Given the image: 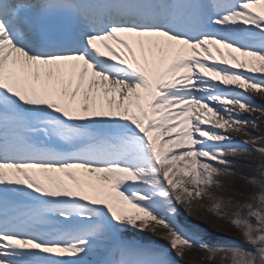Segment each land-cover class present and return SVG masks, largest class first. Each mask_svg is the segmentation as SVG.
I'll list each match as a JSON object with an SVG mask.
<instances>
[{"label":"snow or ice","instance_id":"6c2138e0","mask_svg":"<svg viewBox=\"0 0 264 264\" xmlns=\"http://www.w3.org/2000/svg\"><path fill=\"white\" fill-rule=\"evenodd\" d=\"M253 95L264 0H0V264H264ZM205 199L250 247L184 222Z\"/></svg>","mask_w":264,"mask_h":264},{"label":"rangeland","instance_id":"374dc122","mask_svg":"<svg viewBox=\"0 0 264 264\" xmlns=\"http://www.w3.org/2000/svg\"><path fill=\"white\" fill-rule=\"evenodd\" d=\"M243 119L247 120H255L258 127L257 129L253 130L251 126H248L246 130H248L252 136L261 137L264 136V116H260L259 113L254 114L253 116L243 117ZM257 118H259L257 120ZM240 136V137H239ZM243 135H238L239 139L237 142L244 141L248 139ZM264 142V141H262ZM250 147V146H249ZM247 155V154H245ZM257 161H259V157H255ZM248 161L238 160V163L245 164ZM236 169H233L235 171ZM223 188L221 189H212V192L224 199H233L236 200L238 203L244 202V195H237L232 196L227 189L233 188L234 190H238L244 194H251L250 187H247L243 184L242 181H231L228 179L222 180ZM257 197L259 193L257 192ZM212 206V202L210 200H202L199 202V210L196 214L193 213L189 214L181 209L184 222L188 226L195 225L197 229L200 231L201 235L206 238V241L209 243L210 246H240L243 248L250 247L249 245L245 244L242 238L241 233L236 229L230 222L228 218H220L216 215L210 213L208 208ZM195 219V220H193ZM208 224L210 227L209 230L201 231L199 226L201 224ZM129 237L139 238L144 241H152L162 245L165 248H169L168 241L161 238V236L157 233H152L149 231H144L142 233L131 232L128 234ZM171 251V249L169 248ZM173 257H175V253L172 252ZM177 264H221L222 261V254L216 257H213L211 260L208 259V253L199 249H192L186 252L183 258H176ZM227 264V262H224Z\"/></svg>","mask_w":264,"mask_h":264},{"label":"bare ground","instance_id":"6f19581e","mask_svg":"<svg viewBox=\"0 0 264 264\" xmlns=\"http://www.w3.org/2000/svg\"><path fill=\"white\" fill-rule=\"evenodd\" d=\"M252 99H253V101L255 102V103H257V104H264V98H261V97H259V96H255V95H253L252 97H251ZM254 114H252V116H253ZM248 116H251L250 114H243V117H248ZM259 118H257V120H258ZM248 131V130H247ZM238 135L239 134H236V133H232V137H233V141L234 142H236V143H240V142H242V141H239V142H237V139H239V137H238ZM243 137V136H242ZM195 207V206H194ZM198 210H199V207L198 208H196V210L193 212V215L194 214H196L197 212H198ZM193 220H195V219H193ZM196 221V220H195ZM209 226H208V224H206V223H204V224H201L200 226H199V229L201 230V231H205V230H209Z\"/></svg>","mask_w":264,"mask_h":264}]
</instances>
